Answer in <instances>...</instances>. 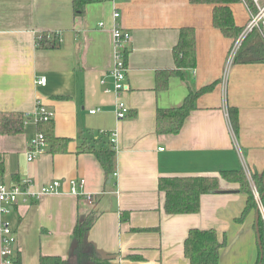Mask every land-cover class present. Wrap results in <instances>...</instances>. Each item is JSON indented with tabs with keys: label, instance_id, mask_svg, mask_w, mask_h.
I'll use <instances>...</instances> for the list:
<instances>
[{
	"label": "crops",
	"instance_id": "0c3cea01",
	"mask_svg": "<svg viewBox=\"0 0 264 264\" xmlns=\"http://www.w3.org/2000/svg\"><path fill=\"white\" fill-rule=\"evenodd\" d=\"M228 7L235 26L243 28V2ZM213 8L190 0H100L73 17L71 0H0V114L31 115L42 104L54 113V136L69 140L64 153H51L47 143L45 153L28 161L37 124L0 135V184L29 181L37 189L61 183L58 194L20 202L8 215L20 264H39L42 256L72 261V231L88 212L97 219L87 240L111 264H188L183 243L191 229H212L219 240L225 235L219 264H240L234 259L256 243L255 211L235 222L246 204L238 184L220 178L221 192L200 196L199 212L186 215L165 214L158 190L160 178H219L246 168L264 183V62H242L244 57L225 72L233 41L213 26ZM114 25L131 37L129 90L119 99L104 93L113 86ZM183 28L194 31L195 60L178 69L174 49ZM41 38L58 46L38 47ZM163 72L170 75L161 78ZM40 78L44 86L36 84ZM212 84L177 134L157 133V110L179 108L189 93ZM117 100L128 108L123 120L115 115ZM231 108L237 111L236 134ZM110 147L115 170L106 177L88 149ZM72 179L85 180L92 205L69 193Z\"/></svg>",
	"mask_w": 264,
	"mask_h": 264
},
{
	"label": "trees",
	"instance_id": "16d2710c",
	"mask_svg": "<svg viewBox=\"0 0 264 264\" xmlns=\"http://www.w3.org/2000/svg\"><path fill=\"white\" fill-rule=\"evenodd\" d=\"M100 0H71L73 17L84 14L85 7ZM240 0H190L191 3L213 4L212 24L226 38L236 39L243 28L236 27L228 5ZM249 1V0H246ZM194 31L192 28H183L180 31L179 41L174 49L175 65L178 69L193 67L195 60ZM58 45L49 43L46 38H41L38 47L56 48ZM254 57L264 62V43L257 33L249 35L243 42L237 53L235 62L244 57ZM170 72L161 73L160 77H168ZM212 85L199 89L195 93H189L179 108L169 110H157L156 126L158 134H177L181 129L184 120L194 109L195 100L202 94L211 91ZM229 122L232 130L237 131V111L228 109ZM24 117L21 114H0V135H14L22 133ZM38 132L44 135L49 144L51 153H64L68 139L57 138L53 133V122L37 123ZM113 147V143L110 141ZM89 148V152L96 158L106 177L112 175L115 170L114 148ZM87 150V151H88ZM228 183H236L238 191L246 196V204L240 216L235 219L237 224H242L245 218L257 210L256 200L252 194L251 186L244 171L221 172L220 177H173L160 178L158 190L164 195L163 211L167 215L196 214L200 208V196L221 192L219 179ZM251 179L259 197L264 200V183L256 175L251 174ZM264 207V202L262 201ZM97 216L88 212L84 218L78 220L73 228L72 237L74 249L72 261H63L59 257L42 256L39 264H111L109 259L100 257L93 246L87 240L88 230L96 221ZM255 229V226H254ZM258 233L261 250L257 245V259L254 264H264V224L259 218ZM226 237L218 239L216 232L210 230L191 229L183 243V255L188 264H219L220 251L226 247ZM257 243V240H256ZM261 255V259H260ZM13 264H20L19 256L14 257Z\"/></svg>",
	"mask_w": 264,
	"mask_h": 264
},
{
	"label": "built area",
	"instance_id": "2783aa9c",
	"mask_svg": "<svg viewBox=\"0 0 264 264\" xmlns=\"http://www.w3.org/2000/svg\"><path fill=\"white\" fill-rule=\"evenodd\" d=\"M104 2H110L116 5L123 0H102ZM247 10L248 20L243 27L241 33L236 39L233 40L232 45L228 51L226 59L225 72L235 62L238 51L240 50L244 40L251 34L257 33L264 43V0H241ZM119 12L114 11L113 20H117ZM113 38V66L108 73V76L112 79V88L104 89V93H112L118 99L122 94L128 92L129 86L126 80V63L125 57L127 53V46L130 43V33L123 31L120 26L114 25L112 30ZM45 78L36 80L37 85L44 86ZM103 84L104 81L102 80ZM92 111L91 114H94ZM128 114V108L119 100L115 105V115L118 120H123ZM54 113L49 111L44 105L39 104L36 110L31 115L24 117V124L32 121L34 124L40 122H48L53 119ZM116 134H110V140L113 143L115 141ZM48 148V144L44 138V135L37 132L30 141L29 150L27 152V160L32 161L37 156L42 155ZM248 181L251 185L252 194L256 200L257 209L259 211L260 218L264 224V207L262 202L259 203V195L252 183L251 172L246 168L244 169ZM115 175V174H114ZM69 193L72 196L79 198L83 204L92 205L93 195L83 191L85 180L84 179H72L69 180ZM61 183L59 181H52L45 185L40 186L37 189H32L31 182L23 181L18 184L6 185L0 184V264H13L14 260V246L16 245V236L12 230L11 224L7 217L11 213L14 207L20 202L26 203L30 200H38L42 196L54 195L59 193Z\"/></svg>",
	"mask_w": 264,
	"mask_h": 264
},
{
	"label": "rangeland",
	"instance_id": "374dc122",
	"mask_svg": "<svg viewBox=\"0 0 264 264\" xmlns=\"http://www.w3.org/2000/svg\"><path fill=\"white\" fill-rule=\"evenodd\" d=\"M244 174L246 176L245 172H244ZM246 178H247V176H246ZM247 180H248V178H247ZM254 242H255V240H254ZM255 244L249 250H247V248L245 247V250H246L245 255L240 257L239 260H237V258L234 259V261H236V262L238 261L240 264H253V262L257 259V253H258L257 247Z\"/></svg>",
	"mask_w": 264,
	"mask_h": 264
},
{
	"label": "water",
	"instance_id": "95a60500",
	"mask_svg": "<svg viewBox=\"0 0 264 264\" xmlns=\"http://www.w3.org/2000/svg\"><path fill=\"white\" fill-rule=\"evenodd\" d=\"M255 58H250V57H246L242 60V62H250V61H255ZM264 202L263 197H259V203L260 202ZM259 211L258 209L255 211V222H254V226H255V234H256V240H257V245H258V249L261 250V246H260V238H259V233H258V223H259ZM260 259H261V255H260Z\"/></svg>",
	"mask_w": 264,
	"mask_h": 264
}]
</instances>
